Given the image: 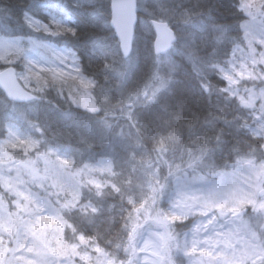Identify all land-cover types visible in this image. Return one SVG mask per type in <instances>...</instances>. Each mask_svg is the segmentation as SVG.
Listing matches in <instances>:
<instances>
[{
	"label": "trees",
	"instance_id": "16d2710c",
	"mask_svg": "<svg viewBox=\"0 0 264 264\" xmlns=\"http://www.w3.org/2000/svg\"><path fill=\"white\" fill-rule=\"evenodd\" d=\"M247 1L139 0L133 52L125 60L110 24L111 0H0L1 40L19 41L26 52L34 50L30 39L56 48L65 46L74 53L81 74L93 83L85 106L81 98L75 99L82 92L71 86H28L36 99L16 107L0 92V135L8 122L17 121V114L32 122L36 119L44 131L39 133L45 142L42 150L55 148L69 161L73 181L67 190L61 187L58 200L72 202V207H62L60 216L65 222L62 238L75 247L62 244L76 264H142L145 254L153 253L146 246L140 245L138 261L125 253L137 232L149 222L156 223V218L161 220L163 211L177 220L162 227V232L170 234L166 233V241L161 239L158 254L164 257L158 259L155 254V259L158 264H188L190 248L187 243L180 245L179 238L192 222L187 215L174 218L164 209L168 189L156 190L163 163L172 161L179 168L187 165L182 164L186 160L188 175L198 171L233 182L238 180L235 174L241 162L264 159L263 140L244 127L251 122L246 119L248 108L264 109L260 92L264 81L260 82L259 73L264 64L245 29L248 9L243 5ZM258 2L264 7V0ZM26 19L44 23L55 19L76 34L35 32ZM152 20L168 22L177 34L175 46L161 57L163 61L153 50ZM258 23L264 25V19ZM98 44H103V50ZM242 52L255 60L249 68L252 74L249 80L239 76L230 85L220 68L239 64L236 57ZM5 56L8 61L0 62V68L11 64L22 74L25 52ZM157 72L167 78L166 90L155 103L128 109L127 103L136 99ZM31 108L38 111L31 115ZM25 133L28 138L37 136L26 128ZM89 159L96 160L85 161ZM99 159L109 162L110 168L91 167ZM1 183V194H7ZM51 194L39 193L45 198ZM8 199L4 203L11 208ZM0 233L4 235L2 229ZM6 240H0V251ZM179 246L187 251H176ZM202 260L198 264H207Z\"/></svg>",
	"mask_w": 264,
	"mask_h": 264
},
{
	"label": "rangeland",
	"instance_id": "374dc122",
	"mask_svg": "<svg viewBox=\"0 0 264 264\" xmlns=\"http://www.w3.org/2000/svg\"><path fill=\"white\" fill-rule=\"evenodd\" d=\"M243 6L248 9L245 29L251 34L250 39L254 42L251 41V43L258 47V58L264 64V35L258 34L257 29H254L256 26L264 32V25L258 23L260 19H264L260 17L264 14V7L258 0H248ZM257 19H259L258 22ZM38 22L39 31L29 28L35 32L44 33V25H47L53 31L51 27L53 23ZM3 42L4 40L0 39V54L7 55L14 51ZM16 42L23 46L19 41ZM25 54L27 59H25L26 65L22 72V79L27 86L38 89L53 84H56L58 88L71 86L78 93L82 92V95L76 96L75 99L81 98L82 106L88 103L90 99L88 91L93 87V83L81 74L72 54L44 48L25 51ZM236 59L240 62L239 64L235 62L228 67L220 68L221 74L227 78L230 85L239 76L245 81L249 80V75L252 74L249 68L254 66L255 60L248 57L246 52L238 54ZM4 61H8L7 57L0 62ZM161 61H163L162 58ZM256 64L257 67L259 62ZM259 68L263 69L259 71L261 82V80L264 81V68ZM39 69L64 72L66 75L54 78L50 71H44L40 73V81H37L32 73ZM24 77H27V80ZM81 80L85 84H82ZM167 82V78L157 72L152 77V82L146 85L136 97L134 105L155 97ZM260 89L263 96L264 87ZM66 90L65 93H68L69 90ZM247 111L249 117L246 119L251 122L244 127L250 134L261 138L264 143V109L257 106L248 108ZM35 121L28 125L37 136L22 138L16 125L7 123L0 139V182L5 185L3 189L7 191V194L0 192V228L5 234L4 239L0 240L5 242L7 239L3 251H0V264L2 262L3 264H76L72 252L64 245L66 243L75 247L73 243H67L62 238L65 222L60 216L62 207H72V202L58 200L62 193L61 187L67 190L73 181L68 170L69 161L55 148L42 150V144L45 142L41 140L40 134H44V131L36 119ZM92 160L85 161L92 162ZM185 161H182V164L187 163V165L179 168L180 164L172 161L164 162L161 172L156 177L159 178L156 190L161 189L163 192L168 189L169 201L164 209H168L172 217L187 215L191 222L194 221L196 224L194 228L191 227L192 223L183 228L186 233L182 240L179 238L180 245L187 243L190 248V252L186 253L189 256L187 263L198 264L204 259L207 264H264L262 259L264 257V210L259 208L260 204L264 203V197H258L259 192L264 188V159L247 160L246 165L245 162H241V168H237L235 174L239 181L233 182L232 179L226 181L218 175H204L198 171L178 181L182 175L190 172L189 163ZM93 166L110 168L109 162L102 159L92 163L91 167ZM231 182L233 185L230 186ZM185 187H190L191 191L186 192ZM48 191L52 193L51 197L45 198L44 195H39V193L46 194ZM7 199L11 201V208L4 203ZM232 208H237L239 211L233 212ZM246 208H249L250 212L246 213L244 210ZM218 212L226 213L227 217L219 220ZM244 212L247 215L243 216V222L236 223V220L231 222L233 213L235 217H238ZM161 215L163 218L161 220L156 218V223L164 228L177 220L170 219L165 211ZM256 217L259 218L260 232L257 231L256 224L250 221ZM166 233L169 236L170 232L167 231L154 235L166 241ZM149 234L148 231H139L138 241ZM145 241L147 242L148 239ZM160 248V243H154L150 248L152 255L143 260L142 264H158L155 254L158 259L164 257L158 254ZM140 249L141 246L133 240L125 256L128 255V259L137 261ZM176 251H187V247L179 246ZM6 256L9 257L5 258Z\"/></svg>",
	"mask_w": 264,
	"mask_h": 264
},
{
	"label": "water",
	"instance_id": "95a60500",
	"mask_svg": "<svg viewBox=\"0 0 264 264\" xmlns=\"http://www.w3.org/2000/svg\"><path fill=\"white\" fill-rule=\"evenodd\" d=\"M138 13H139L138 0H112L111 2V16H112L111 25L120 43L121 51H122L124 58L129 57L133 49L134 36L136 33V25L138 22ZM129 21H131L130 50L127 54H125L123 50V44L120 39L119 31L120 29L127 31L129 28ZM117 25L120 26L119 29ZM151 25L153 27V31L155 34V39H154V44H153L155 54L159 55V54L168 52L172 44L175 42V31H173L166 23H162V22L155 21L154 23V21H152ZM8 70H13V69H7L3 71L2 73H6ZM15 84L20 89H23L21 85L19 84L17 78L15 79ZM0 89L9 99L13 100L7 94V89L3 83H0ZM30 100H14V101L27 102ZM263 195H264V191L260 193V196H263Z\"/></svg>",
	"mask_w": 264,
	"mask_h": 264
},
{
	"label": "snow or ice",
	"instance_id": "6c2138e0",
	"mask_svg": "<svg viewBox=\"0 0 264 264\" xmlns=\"http://www.w3.org/2000/svg\"><path fill=\"white\" fill-rule=\"evenodd\" d=\"M25 22L29 25V27H32L34 30H36V31L40 30V28L37 27V25L39 24L38 21H32V20L26 19ZM53 25L57 29L56 32H52V30L49 29V27L47 25H44L43 30L45 32H48L49 34H54V35H58V34H61L63 32H67V33H70L72 35L76 34L75 29H72L70 27H65L61 21L54 19ZM130 25H131V21H129V28L127 31H125L123 29H120V31H119L120 39L122 41L123 50H124L125 54H127L130 50V39H131V26ZM117 27H118V29L120 28L119 25H117ZM3 43L9 49L14 50L10 53L11 55H22L26 51L25 48L23 46L19 45V43L16 41H4ZM30 43H31V46L33 49L46 48V49L51 50L49 45L44 44L42 42L30 39ZM97 47L100 48L101 50H103V48H104L103 44H98ZM6 57L7 56L0 54V61L6 59ZM44 71H50L54 78L64 77L66 75L64 72H57V71L46 70V69H39V71H35L32 74L35 76L37 81H40V79H41L40 73L44 72ZM16 78H17V76L13 72V70H8L6 73H0V83H3L5 85V87L7 89V94L9 95V97H11L13 100H30V99H32L33 97L29 93L25 92L24 89H20L15 84ZM24 79L27 80V77H24ZM81 83L85 84V82L83 80H81ZM85 86H87V84ZM93 111H95L94 108H93ZM221 208H223V205H221ZM259 208H260V210H264V203L260 204ZM231 211L238 212L239 209L232 208ZM262 259H264V257H262Z\"/></svg>",
	"mask_w": 264,
	"mask_h": 264
},
{
	"label": "clouds",
	"instance_id": "9594fccd",
	"mask_svg": "<svg viewBox=\"0 0 264 264\" xmlns=\"http://www.w3.org/2000/svg\"><path fill=\"white\" fill-rule=\"evenodd\" d=\"M154 23H155V21H154Z\"/></svg>",
	"mask_w": 264,
	"mask_h": 264
}]
</instances>
